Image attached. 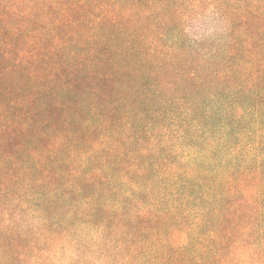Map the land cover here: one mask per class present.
<instances>
[{"label": "trees", "instance_id": "1", "mask_svg": "<svg viewBox=\"0 0 264 264\" xmlns=\"http://www.w3.org/2000/svg\"><path fill=\"white\" fill-rule=\"evenodd\" d=\"M0 264H264V0H0Z\"/></svg>", "mask_w": 264, "mask_h": 264}]
</instances>
